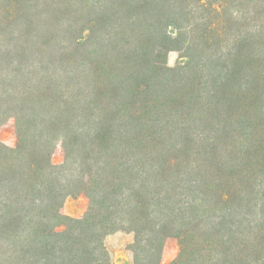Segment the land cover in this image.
<instances>
[{"label": "trees", "instance_id": "16d2710c", "mask_svg": "<svg viewBox=\"0 0 264 264\" xmlns=\"http://www.w3.org/2000/svg\"><path fill=\"white\" fill-rule=\"evenodd\" d=\"M12 118L0 264H110L118 232L130 264H163L169 238L170 264H264V0H0Z\"/></svg>", "mask_w": 264, "mask_h": 264}, {"label": "rangeland", "instance_id": "374dc122", "mask_svg": "<svg viewBox=\"0 0 264 264\" xmlns=\"http://www.w3.org/2000/svg\"><path fill=\"white\" fill-rule=\"evenodd\" d=\"M206 14L207 13L204 12L202 9L197 10L195 12V15H197L196 17L198 20H201V17L206 15ZM203 22H205V21H203ZM170 33H171V35L176 36L175 30L171 29ZM208 35H209V32H208ZM191 37H193V38H191ZM195 38H196V31L194 32V34H191L189 36V38H187L188 43H191L193 41L195 42L196 41ZM187 41H186L185 45H187ZM186 50H187V46H185L182 50L170 51L168 54V58H167L168 66L169 67H175L179 64H181V65L185 64L187 61V58L185 57L187 55ZM0 141L9 148H15L16 147L18 137H17V125H16L15 119H13V118L9 119L4 124H2L0 126ZM64 161H65V152H64L62 143L59 141L56 144L54 152H53V163L56 166H60L64 163ZM89 208H90V201L86 196L79 195L77 197H68L64 203L63 208H62V213L66 216L79 219V218H82L85 216V214L88 212ZM64 229H65L64 226L59 227V231H62ZM127 236H130V239H132L134 241V235L133 234H128V233H124V232H118V233L112 234V235L107 237V239H106L107 247H109L110 251L114 254L113 259L118 256L116 254L117 251H119L125 245L128 248V246L133 243L132 242L130 244H127ZM179 253H180V244H179L178 240L175 238H169L166 241L164 251H163V264L172 263L174 260H176ZM131 255H132V253H131ZM111 261H112V259H111ZM132 261H133V256H132L131 263H132Z\"/></svg>", "mask_w": 264, "mask_h": 264}, {"label": "crops", "instance_id": "0c3cea01", "mask_svg": "<svg viewBox=\"0 0 264 264\" xmlns=\"http://www.w3.org/2000/svg\"><path fill=\"white\" fill-rule=\"evenodd\" d=\"M107 242V241H106ZM133 240L130 239V236H127V244L132 243ZM109 251L110 248L108 247ZM111 252V251H110ZM118 255L116 258L113 259V253L111 252L112 255V261L111 264H130L132 260V255L130 251L128 250L127 246L125 245L123 248H121L119 251L116 252ZM115 260V261H114Z\"/></svg>", "mask_w": 264, "mask_h": 264}]
</instances>
